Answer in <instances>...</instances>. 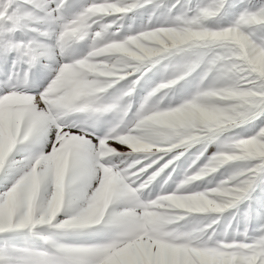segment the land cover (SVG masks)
Returning <instances> with one entry per match:
<instances>
[{
  "label": "snow or ice",
  "instance_id": "1",
  "mask_svg": "<svg viewBox=\"0 0 264 264\" xmlns=\"http://www.w3.org/2000/svg\"><path fill=\"white\" fill-rule=\"evenodd\" d=\"M0 264H264V0H0Z\"/></svg>",
  "mask_w": 264,
  "mask_h": 264
}]
</instances>
